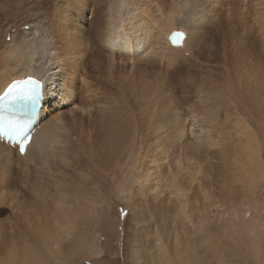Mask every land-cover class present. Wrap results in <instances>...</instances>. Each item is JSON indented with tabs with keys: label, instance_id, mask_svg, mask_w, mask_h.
I'll return each mask as SVG.
<instances>
[{
	"label": "rangeland",
	"instance_id": "rangeland-1",
	"mask_svg": "<svg viewBox=\"0 0 264 264\" xmlns=\"http://www.w3.org/2000/svg\"><path fill=\"white\" fill-rule=\"evenodd\" d=\"M83 1L85 2V5L88 6V0H83ZM93 2L96 5L94 7L95 9L91 5L89 7L91 8V14H92L90 20H94V16L96 14L95 10L101 8L102 4H104V9L107 8L106 6L107 0H93ZM168 2L169 0H158L157 4L159 5L161 4V7L167 10L169 4ZM222 3H223L222 6H220V4L218 5L220 10H222L221 13L223 14L221 19L220 32H215V34H208V36L206 35L207 36L206 45L212 47V51L215 52V54L211 58L215 56L221 57L222 51H224V49H228L229 52L230 44L226 42L228 41L227 37H229L230 34V23H231L233 27L236 26L237 28L236 31H234V34H236L238 37L243 38L242 42H243L244 50L248 51L251 54L252 58L256 57L255 59L253 58V60L257 62L259 61L258 63H261L259 64V66L264 68L263 66L264 62H261L262 60L264 61V58L262 57L264 56V43L262 42V36L264 32L263 31L264 19H263L262 6L258 5L254 9L249 11V9H247L246 6H244L243 0H222ZM240 3L242 4L241 6ZM59 5H60L59 0H55V2L54 0H10L8 3L5 4L4 7H0V58H1L0 65H3L2 67L14 64L13 61L16 59L15 57L19 56V54H21L24 58L27 57V54L31 49L29 25L32 22L33 25L34 23L35 24L37 23L39 25L43 24V31L46 34L49 35L50 33H52V28H49L48 26L49 24L52 25L54 21L55 13H57L59 10ZM158 10L161 11V9L154 10V8H152L151 13H156ZM246 10L249 13H251V15L256 20L258 19L261 20L260 23L250 26V21L252 20L249 19V15L247 14ZM230 19L234 23L230 22ZM98 24H99V17L96 18L95 24L91 25L90 27L88 25V22H86L85 25L86 28H90L91 30L89 29L87 34H85L86 35L85 37H87V39L85 38L84 40L86 48L84 47L83 51L86 52L87 57L86 60L84 61L85 64L83 66L85 70L86 69L90 70L91 69L90 64L92 63L93 56L95 57L94 59L96 60L98 59L97 63L101 60L103 62L102 61L100 62L101 64L99 66V69H97L96 71L94 68H92L91 73H88V76L80 75L77 77V82H78L77 93L80 94V95L77 94V96H80V100L75 99L74 103H76L77 108L76 110L74 109L72 113H70L69 111L70 110L69 106L68 108L67 107L62 108L61 111H59L60 113L59 116L62 118L61 123L63 122L64 125L63 124H62L63 126L61 125L63 129L58 131V134H61V132H66L67 135L77 145L78 148L84 149V152L87 150L88 145L92 146L96 155L103 152V149L101 148L100 144H101V140L106 137L107 120L105 118L103 119L101 118L98 108L94 105L92 109L89 108L90 113H88V108H86V105L84 103L88 102L90 100V97L92 96L94 89H92L91 86L95 88L96 95L98 92H102V91L109 92L111 89L108 84V80L112 79L113 82H115L119 76H124L125 81L122 83V85L125 86V90H126V104L128 102L131 103L130 107H127V105L125 107L128 116H130L131 118V129L127 137L121 140V136H120L119 138L114 139L113 142L114 143L116 142V147L118 149L123 148L127 142V145L125 146L126 150L122 156L123 159L122 164L126 168L124 172L125 178L128 179H126L124 184H116L119 173L118 172L113 173V171H108V172H104L103 176L107 178L102 184L93 185L91 184L89 177L91 171L89 169L84 170L86 169L85 166L87 165L86 161L85 162L83 160L81 161L82 163L80 166L82 168V171L76 173L74 170L75 168H72L71 165L77 163V160L75 159V156L70 155L71 162L69 163V170H70L69 180L72 181L75 177L78 176V174L81 175L83 173L84 181L82 182V187H81L82 189L79 186H77L79 188L78 189L76 187V184H57L58 186H56V184H54V179L55 178L58 180L61 179L64 175V172L66 174L67 172L58 170L57 153L52 152L51 149H50L51 156H49L47 158V161L44 162V166L47 172L45 169L39 168L36 165L33 166L31 165L28 167V168H32L30 169L32 170V172H30V170L28 169L24 170L22 166L24 162L20 160L17 161L18 159L14 160L16 161L14 162V165H12L14 167H12L11 165L9 166L8 164L7 165L0 164L1 173H2V174L0 173L1 174L0 177L2 179L5 178V181L0 178L2 180V181L0 180V188L7 187L8 189L11 190V191L10 190L7 191L8 189L5 190L6 193L9 192V195L7 194L8 196L4 194L5 192L3 188H2L3 191H1L4 192L2 193V196L4 195L2 199L4 201L0 200V222L3 220L5 223L2 221L4 224L3 226H2V222L0 223L1 224L0 260L6 257L7 254L3 256L1 252L4 249V247L8 244L12 245L16 258L15 259L16 261L14 263L8 260H4L2 263L22 264L20 263V261L22 262V260L24 259L21 257L22 253L24 252L27 257L25 258L28 261L27 264H31V263L32 264H163L161 263L162 261H160L163 258L166 259L165 264H167L168 262L167 260L169 259H170L169 261L170 264H264V183H263L264 182V164H263L264 145H262L264 144V116L259 115L257 117L256 127H255L253 123H251L242 113H240V117H239L240 119L238 118V116L236 119H238L240 122L242 120L244 121V123L242 122L243 124L241 123L242 124L241 125L238 122L240 124L239 126V124H236L238 120L234 121L235 119L232 117V114L234 113L232 109L234 107V103H232V100H230L229 98V93L226 91L225 80L222 79L218 80L215 85L209 84L206 87L200 86L202 79H204V81L209 83L207 78L209 76L205 77L206 75H209V73L212 72L211 73L212 75L210 74L211 79L216 78L215 74H217V72L219 71V62H217L216 59H214L213 62L208 65V68L205 67L207 69V70L205 69L206 71L204 70L206 73L210 71L208 74H206L205 72H203L198 68V66H200V64H202L203 62L202 61L203 55L202 57L200 56L197 63H194L192 61V63L189 64L187 63L180 65L177 64L180 66L177 69V71L174 70L175 69L174 68L175 65H174L173 67L170 68L171 70H167L166 72H163V70L165 71V69L163 68L165 67L164 66L165 61H164L162 62V68L158 73L159 70H157L156 68L151 69L154 65L146 66L147 64H154L153 61L155 60H152V58L145 57L144 59L143 56H139L138 60L134 61L133 59H131L132 61L131 62L125 56L121 57L119 54H117L118 51L116 48V52L114 53V56H110L109 58L115 60L116 62L120 61L119 60L120 58L128 61L125 64V66L123 64L116 63L114 66L109 67L107 62L108 57L104 58L103 54L105 52L97 47L98 30L97 28H94V25H98ZM55 32H56V36L52 37L53 39L62 37L60 32L57 31V29L55 30ZM227 32L228 34H226ZM38 34L35 33L36 38ZM60 42H63V40H60ZM60 42L58 43V45H60ZM13 47L16 49L15 53H13V50H11ZM56 51L58 53L62 52V47L60 48L57 47V43H56ZM92 51H94V53ZM30 52H33V49ZM228 52L223 57H227ZM101 53H103L102 54L103 56L101 55ZM257 54L258 56H256ZM98 57L101 58V60H99ZM219 59L221 58H218V60ZM28 60L32 63L31 58H28ZM6 62L8 63L6 64ZM199 62L201 63L199 64ZM156 63L158 64V62ZM204 63L207 64L206 62ZM159 67H161V65H159ZM195 67L197 69H195ZM192 69H195L196 71ZM197 70L199 73L197 72ZM92 71H94L95 73ZM161 72L165 74L163 75V73ZM201 73L202 74L204 73V75L205 74L206 75L205 76L203 75L204 76L203 77ZM142 74L145 76L143 77ZM188 74H190V76ZM15 79H20V78H15ZM81 79H83L82 83L80 82ZM85 79L90 85V87H87L85 85ZM187 80L189 81L188 83ZM213 87L222 90V98L224 100V104L226 103V105L223 104L220 107V110L223 116H227V113L229 115L227 116L229 118L227 120L226 125L228 126V128H233L234 130L238 128L236 129V132L238 131V133L234 134L235 137L229 136L231 142L229 139H224V142H226V140L229 141L226 144L224 143L225 148L226 145H228L229 153L230 155H232L233 154L232 151H234L236 148L242 149L244 143L247 146H251L255 144L254 146L257 148V155L260 156L259 164L262 165L259 169V172H252L250 169L251 166L256 165V159H254V162L252 163L248 158H245L244 165L246 170L245 173L243 174V178L245 180L240 179L239 180L240 183H239L237 180H235V178L234 179L232 178L235 176V174L233 173L235 172L233 170L234 166L231 164L228 165L229 163L227 164L224 163L226 161H224L223 159L217 158L218 156L216 157L214 149L210 148V150L209 149L205 150L204 151L206 153L205 155V153L203 152L204 148H201L199 151L200 155H198L195 160L191 158L188 150L177 149L176 154L179 156L177 157L175 166L171 169V171H179V170L187 169L189 170L190 180L192 178H195L197 181L201 182V179L202 180L204 179V182L205 181H206L205 183L208 182L207 183L208 185L200 184V182L197 184L196 181H194L193 184L190 183V181L188 184H170L168 182L169 180L167 181V179H162L160 181L155 182L156 185L155 187L153 186L154 188L151 192L152 196H145L142 199V196L144 195H142L143 192L140 191V188H143L144 184L137 183L136 180L137 176H140L144 173L143 169L147 167L148 160L150 157L158 156L160 154L170 155L172 153L166 151V145L172 140L173 131L176 132L179 129L181 130L184 129L183 131L187 134H189V132L191 133L193 132L194 135L195 133H197V128L199 126L191 125L192 123H189L190 118L186 119L184 118V115L187 114L188 116L190 113H192L193 106L189 107L188 105L190 104L192 105V103L197 101L196 98L200 97L202 92L204 93L205 91L207 92L211 91L213 93V89H212ZM163 88L164 91H167L164 94V96L171 99V103L169 106L171 112L173 110L176 111L178 110L180 112L179 113L180 118H178V122L175 127L169 126L170 122L168 123L170 114L165 112L169 108L168 109L165 108L167 110H165L163 114L158 112L157 110L159 109L158 107L155 108L153 112L149 113L146 106L149 101H152L151 97L154 96L155 93L158 92L159 90H163ZM160 97L161 98L163 97L162 93ZM60 99L61 97L58 99V101H60ZM236 101L239 104L248 102L244 91L237 92ZM227 104H229V107L232 108L231 109L228 108L227 110ZM56 109H57V105H56ZM231 111L233 112L231 113ZM145 113H147L146 116H144ZM122 117L123 116H121L120 119H122ZM181 119H183V121ZM184 120H186L188 123L187 122L184 123ZM184 126L187 128H185ZM185 129L188 130L186 131ZM241 129H246V130L243 131ZM234 132L235 131H233V133ZM168 133H170V135H168ZM140 135L142 137L141 140H140ZM238 135L239 137L240 135L242 137L239 138ZM232 137H234V139ZM237 137L239 138V140ZM253 139L255 141H253ZM186 140L194 142L193 139L190 137H188ZM183 141H185V139L181 138L179 139L178 142H183ZM249 141L250 143L252 142V144H249L248 143ZM258 148L259 150L261 149L260 150L261 154L258 151ZM144 152L145 154L143 155ZM226 152L228 153V151ZM208 154L210 155L209 157ZM199 156L200 157L202 156L205 159L202 160L200 159ZM96 157L97 156H93L89 158L92 160V162L94 161L93 163H95V165L96 163L100 164L102 161L101 159H100L101 161L100 160L97 161ZM94 158L96 159V161L94 160ZM138 158L140 161L141 160L142 161L140 162ZM187 158H190V160ZM208 160L209 162L206 164ZM125 163L127 164L125 165ZM15 164L17 166L19 164V166L22 167L18 166L19 168L18 169L16 168L17 166ZM166 164L168 163L166 162L165 164L162 165V167L165 169L166 168L170 169L169 165ZM223 164H225L227 167H225ZM95 165L91 166V169L92 167H95ZM128 165L130 167H128ZM222 166L224 167L222 168ZM162 167L161 168L159 167V170L163 171ZM134 168L137 169L138 171L137 170L135 171ZM226 169L227 170L229 169L230 171L229 170L226 171ZM24 171H26L25 172L26 174L24 175L28 176V178L30 176L31 178L28 179L26 177L25 179V177L22 176ZM27 171H29L30 174L27 173ZM4 173H6V175ZM45 173H47V175H45ZM10 174L13 175L12 179L10 177L11 176ZM15 174L18 175L14 176ZM40 175H42L41 176L42 179L45 178L46 176L44 182H42ZM19 177L21 178L23 177V178L19 179ZM149 178L154 179V177L151 175ZM159 178L160 177L156 179ZM6 179L8 182H6ZM27 179L28 181L29 180L30 181L29 182L26 181ZM231 179L232 181L230 182ZM220 180H223L221 182H224V184H222ZM23 181L24 182L26 181L28 184L22 183ZM227 181L229 184L227 183ZM250 181H255V182L253 184L246 183ZM2 183H4L3 186ZM150 183L154 184L152 180ZM88 185L89 188L87 187ZM86 187L88 188L87 192L85 191ZM201 187H202V191H201ZM41 188L44 189L42 190ZM45 190H48V192L50 193H47ZM228 190L230 191L229 194H228L229 192ZM17 193L18 195H20L18 197H20L22 200L20 198H19L20 200L17 199L18 198ZM11 194L13 195L11 196ZM206 194L209 195V200L207 202H209L208 204L210 206V208L209 206L207 208L208 209L206 213L207 221L210 227L211 225H213L212 227L213 236L209 240L211 242H209L207 245L206 243H203V240L201 239L204 235H206L209 232V226H202V227L199 226L197 215L192 212V205L196 206L198 196L199 199L201 200V197L206 196ZM231 194L233 196L229 197ZM138 195L140 196L141 199L137 198ZM14 196L16 197L19 205L18 206L19 209L17 213L19 214L21 212L19 214L20 220L18 223L17 222L14 223L13 220H8L9 213L11 211V207L9 206V203H11L12 201L14 202L13 200ZM68 196L70 197L71 200L68 198ZM166 197L178 201L180 207L188 215V220L185 221L178 220L177 215L179 212V206L178 205L174 207L173 205L170 206V211L172 213L174 211L173 216L171 217L167 213H164L165 220L171 217L168 220L169 225L171 226V228L168 229L169 231L167 230L165 221L157 222L155 224L156 218L153 217V215L155 214V209L152 208L154 207V203H156V205L158 206L159 202L165 199ZM43 198H45L46 200ZM23 200H25V202ZM5 201H8L7 204L4 203ZM72 201L75 202V206ZM223 201H226L228 205L226 202ZM20 202H23V204ZM59 202H62L60 206L58 205L61 208L57 207L56 205V203L58 204ZM213 203L215 206H218L221 203L225 208H226L225 204L227 205V209L225 213L222 216H220L222 218V222L227 223L226 229L220 228L223 225L217 228L215 227L214 223H216V221L218 220L215 217H213L214 215V209L212 208ZM26 204L30 206L25 207L24 205ZM63 205L66 207H64ZM157 206H156V210L158 212L159 206L158 207ZM24 207L25 208L29 207L31 209L30 210L28 208L30 210L29 213L30 212L34 213L32 214L33 216L30 215L31 213L28 214L30 215V217H32L31 221L32 220L33 221L32 223L28 222L29 224L27 227L23 226V225H27V222L21 220V215L22 212L24 211L20 209H24ZM51 207H54L55 209L54 208L52 209ZM71 207L73 209L75 208L76 209L73 211ZM150 208H152L154 212H152V209ZM32 209H36V210L39 209V211H34ZM44 209L46 210L44 211ZM41 210L42 212H40ZM47 210H49L50 212L49 211L47 212ZM59 210L61 213L63 212V210L66 211V213L63 212L65 213V216L63 213L62 216H60L61 213L58 214ZM235 211L237 213L236 215L237 218L236 216L234 217L232 216V213ZM47 213L49 214V216L47 215ZM55 214L56 217H54ZM67 215H69L68 218H66L68 219L67 220L68 222L65 223L66 220L64 217H67ZM72 215H75L77 219ZM162 215L163 213L160 214L159 216ZM47 216L52 218L47 219L48 218ZM57 217H60V219H62L63 217L64 219H62L61 221L62 223L63 222L64 223L62 224L59 218L58 221ZM53 219H55L56 221H54ZM23 222L26 224H24ZM69 222H71V224H68ZM147 222L150 223L148 224ZM8 223L12 224L13 226L11 227ZM48 223L50 224V226H48ZM233 223L235 225H233ZM34 224L37 226H35ZM48 228H50V230H48ZM51 229H54V231H56L57 233L56 232L53 233ZM233 229L234 231H232ZM46 232L51 236H49L48 234L46 235ZM151 232L153 233V235H151ZM179 232L180 235H183V237H180ZM156 239H161V241H159L158 244L160 245V243H162V246L165 247L163 249L164 251L161 250L159 251L161 255L159 254L158 256L157 253H155V245H153ZM213 240L214 242H212ZM174 242H179V243L182 242L181 245L178 246L176 250L178 254H182L181 255L182 261L180 263L176 262L175 258H172L173 255L172 249L175 245ZM183 244H189L191 248L194 246V251L192 253L188 252L185 254L184 246H182ZM184 256L188 259V261L187 259L185 260L187 261L186 263L183 261V259H185ZM36 258L38 259V261Z\"/></svg>",
	"mask_w": 264,
	"mask_h": 264
},
{
	"label": "bare ground",
	"instance_id": "bare-ground-1",
	"mask_svg": "<svg viewBox=\"0 0 264 264\" xmlns=\"http://www.w3.org/2000/svg\"><path fill=\"white\" fill-rule=\"evenodd\" d=\"M9 1L10 0L0 1V7H4L5 4L8 3ZM54 2H55V0H54ZM157 2H158V0H107V2H106L107 8L104 9V4H102L101 8H98L97 10H95L96 14L94 16V20H90V18L92 17V14H91V8H89V7L91 5L94 8L96 5V4H94L93 0H88V6L85 5V2L83 0H59V4H60L59 10L57 13H55L54 21H53L52 25L49 24V26H48L49 28H52V33H50L49 35L46 34L43 31V24L39 25L37 23L36 24L34 23V25H33V22H32L29 25V34H30V38H31V41H30V43H31L30 48L31 49H30V51L33 49V52L29 51L26 58H24L21 54H19V56L15 57L16 59L13 61L14 64H12V65L4 66V67H2L3 65H0V94L4 91V88L14 80L21 81V80H24V79L31 77V76L35 77L36 79H38L39 81H41L43 83V85H44L43 97L47 98L46 99L47 100V103H46L47 106L44 108V110L41 113H45L46 111L48 113L45 115V117L42 116V117H39V119L42 120V119H45L47 117L48 118L45 119L44 121H39V123L35 129L33 141L26 148V152L23 156L18 155L16 153L15 148H11L8 145L0 142V164H3V165L8 164L9 166L10 165L12 166V165H14V162H16L14 160L18 159L17 161L20 160V161L24 162L22 164L24 170L32 169V168H28L31 165L32 166L36 165L39 168H43L46 170V168L44 166V162H46L47 158L49 156H51L50 152L52 151V152L57 153L58 170H62V171L67 172V174L64 172V175L61 179H59V180L56 178L54 179V184H56V186H58L57 184H76V187L77 186H79L80 188L82 187V182L84 181V174L83 173L81 175L78 174V176L75 177L72 181L69 180V177H70V175H69V171H70L69 170V163L71 162L70 161V155L75 156V159L77 160V163H74V164L71 163L72 164L71 167L75 168L74 170L76 173H79L80 171H82V168L80 166L82 163L81 161L82 160L84 162L86 161L87 165L85 166L86 169H84V170L89 169L91 171L89 177H90L91 184H93V185L102 184L105 181V179L107 178V177L103 176L104 172H108V171H113V173H115V172L119 173V176L117 177L116 184H124L126 179H128V178H125L124 172H125L126 168L122 164V160H123L122 156L126 150L125 146L127 145V142L124 145V147L121 149H118L116 147V142L115 143L113 142L114 139H117L120 136H121V140L123 138L127 137L129 135L130 129H131V118H130V116H128L126 109H125L126 105H127V107H130L131 103L128 102L126 104V90H125V86L122 85V83L125 81L124 76H119L115 82H113L112 79L108 80V84H109L110 89H111L109 92L102 91V92H98L96 95L95 88L93 86H91L92 89H94L92 96L90 97V100L88 102L84 103L86 105V108H88V113H90V109H92V107L94 105L98 108L99 114L101 115V118L102 119L105 118L107 120L106 137L101 140V144H100L101 148L103 149V152L96 155L94 152V149L92 148L91 145H88L87 150L84 152V149L78 148L77 145L70 139V137L67 135L66 132H61V134H58V131L62 130L63 129L62 126L64 125L63 122L61 123L62 118L59 116V114H60L59 111H61V110L57 111V114H55L53 116H51V114L49 115L50 111H52V110L55 111L58 108H60L58 106V104H64V101L66 99L69 100L68 104H71V106H69L70 107V110H69L70 113H72L74 109L76 110L77 105H76V103H74V101H75V99L80 100V96H77V94H78L77 93V84H78L77 77H78V75L79 76L80 75H82V76L87 75L88 76V73H91L92 68H94L95 71L97 69H99V66L101 64L100 62L102 60H101V58L98 57L99 60H101V61H99L97 63L98 59L97 60L94 59L95 58L94 56L92 59V63L90 64L91 69L88 67L90 70H88V69L85 70V68L83 66L85 64L84 61L86 60V57H87L86 52L83 51V48L84 47L86 48L84 40H85V38L87 39V37H85L86 36L85 34H87V32L90 29V28H86L85 25H86V22H88L89 27L91 25L95 24L96 18H98V17H99V24L94 25V28H97V30H98V32H97V35H98L97 45L98 46L97 47L100 48V50L105 52L104 54L101 53V55L103 54L104 58L108 57L107 62H108L109 67L114 66L116 63L123 64L125 66V64L127 63L128 60L131 61V59H133L134 61H136V60H138L139 56H143L144 59H145V57L146 58L149 57V58H152L153 60H155L156 62H158V64H157L155 61H153L154 64H147L146 65V66H148V65L153 66L154 65L151 69L156 68L157 70H159L158 73L160 72V69L162 68V62H164V61H165V65H164L165 67H163V68L165 69V71L163 70V72H166L167 70H171L170 68L173 67L174 65H175L174 70L177 71V69L180 67L179 66L180 64H184V63L189 64V63H192V61L194 63H197L200 56L202 57V55H203V57H202L203 62H202V64H200L201 62H199L200 66H198V68L200 70H202L203 72H205L207 70L205 67L208 68V65L211 64L214 59H216V61L219 62V71L217 72V74L214 73L216 75L217 79L215 77H213L215 79H211L210 76L212 75L211 74L212 72L209 73L210 71L208 70L209 72H207V73L205 72V73L206 74L209 73V75L205 74L206 75L205 76L204 73L203 74L201 73V75L202 76L204 75L205 77L209 76V77H207L209 83H207L206 81H204V79H202L200 86L206 87L209 84L215 85L218 80H221V79L225 80L226 91L229 93L230 100H232V103H234L233 108L229 107V104H227V110H228V108L229 109L232 108L234 111V113L232 114V117L235 120L234 119L233 120L237 121L238 120V119H236L237 116L239 118L240 113H242L256 127L257 117L259 115L264 116V68L259 66V64H261V63H258L259 61L257 62L255 60H253L254 57L252 58L251 54L248 51L244 50L243 42H242L243 38L238 37L236 34H234V31H236L237 28H236V26L233 27V25L231 23H230V34H229V37H227L228 41L226 42V43L230 44L229 52H228V49H224V51H222L221 57L215 56V57L211 58L215 54V52L212 51V47H210L209 45H206V37L208 36V34H215V32H220V25H221V19H222L223 14L221 13L222 10H220L218 5L219 4H220V6L223 5L222 0H169L167 10H165L163 7H161V4L160 5L157 4ZM159 2H161V1H159ZM238 2H240V1H238ZM234 3H235V1H234ZM243 3L247 9H250L249 11L254 9L256 6L261 5L263 8V19H264V0H243ZM236 5H235V8H236ZM241 5L242 4L240 3V6ZM152 8H154V10L155 9H161V11L158 10L156 13H151ZM169 8H170V10H169ZM230 8H232V7H230ZM247 14L249 15V19L252 20V21H250V26H253L254 24L260 23L261 20H259V19L256 20L251 15V13H249L248 11H247ZM230 22L234 23L231 19H230ZM56 29H57V31L60 32L62 37H58V38L53 39L52 37L56 36V32H55ZM175 29H181L184 32H186L188 35V38H187V40H185V42H183V44L181 46H177V47L173 48L167 44L166 39H167L169 33ZM38 31H39V34H38ZM35 33L38 34L37 38L35 36ZM226 34H228V32ZM60 40H63V42H60ZM11 41H12V39H11ZM59 42H60V45H58ZM262 42L264 43V36H262ZM56 43H57V47H59V48L62 47L61 53L60 52L58 53L56 51ZM8 47H9V45H8ZM97 47H96V49H97ZM116 48L118 51L117 54H119L121 57L125 56L128 60H124V59L120 58L119 59L120 61L116 62L115 60L110 59L109 58L110 56H114V53L116 52ZM11 50H13V53L16 52V49L14 47ZM92 52L94 53V51H92ZM227 52H228L227 57H223ZM255 53H254V55H255ZM101 55H100V57H101ZM256 56H258V54ZM262 57L264 58V56H262ZM28 58L32 59V63L28 60ZM218 58H221V59L218 60ZM257 59H258V57H257ZM104 60H106V59H104ZM10 61H11V58H10ZM204 62H206L207 64H205ZM261 62H264V61L262 60ZM7 63L8 62H6V64ZM87 64H88V62H87ZM177 64H179V65H177ZM159 65H161V67H159ZM176 65H177V67H176ZM86 66H89V65H86ZM100 69H102V68H100ZM195 69H197V68L195 67ZM195 69H192V70H195ZM92 72H94V71H92ZM163 72H161V73H163ZM197 72H198V70H197ZM102 73H101V75H102ZM194 73H196V72H194ZM164 74L165 73H163V75ZM166 75H168V74H166ZM188 75L190 76V74H188ZM144 76L145 75H143V77ZM15 78H20V79H15ZM80 82L82 83L83 79H81ZM188 82L189 81L187 80V83ZM85 85L87 87H90V85L88 84L86 79H85ZM216 87L212 88L213 93L209 90H208L209 92H207V91H205L204 93L202 92L201 96L196 98L197 101L192 103V105L191 104L188 105L189 107L193 106L192 107L193 110H192V113H190L188 116H187V114H185L184 118H186V119L190 118L189 123H192L191 125H198L199 126L197 128V133H195V135L193 132H192L193 134L191 132H189V134H187L183 131L184 129L183 130L179 129L176 132L173 131L172 140L166 145V151L172 152V153L170 155L160 154L158 156L150 157L148 160L147 167H145L144 169L142 168L144 173L140 176H137V179H136L138 184H144L143 185L144 187L142 186L143 188H140V191L143 192L142 195H144V196H142V199L145 196H152L151 192L156 185L155 182L160 181L162 179H167V181L169 180L168 182L170 184H188L189 181L192 184L194 181H196L198 184L200 182V181H197L195 178H192L190 180L189 170H187V169L186 170H179V171H171V169L175 166L177 157L179 156L176 154L177 149L188 150L190 153V156L193 160H195L197 158V156L200 155L199 151L201 148H204L203 152L207 149L210 150V148L214 149L216 157L218 156L217 158L223 159L224 161H226L224 163H226V164L229 163L228 165L231 164L234 166L233 170L235 172H233V171L232 172L235 174V176L234 177L231 176V177L233 179L235 178V180H237L238 182L240 179H244L243 174L245 173V170H246L245 165H244L245 158H248L252 163L254 162V159H256V165L251 166L250 169L252 172H259V169L262 165L259 164V157L260 156L257 155V148L254 146L255 144L251 145V146H247L244 143L242 146V149L236 148L234 151L231 150L233 152V154L231 153L232 155H230V153H229L228 145H226V148H225V144L229 141L226 140V142H224V139H229V136L235 137L234 134L238 133V131L236 132V129H238V128H236L234 130L233 128H228V126L226 125L227 120L229 118L227 116H229V115L227 113V116H223L221 113L220 107L224 104V100L222 98V90H220L219 88H216ZM165 89H167V88H165ZM236 91L237 92H243L244 91L248 102L239 104L236 101V97H237ZM166 92L167 91H164V88H163V90H159L158 92L155 93L154 96L151 97L152 101H149L146 105L149 113L153 112L154 109L158 107L159 108V109H157L158 112L163 114L165 112V110H167L169 108L170 103H171V99L164 96V94ZM161 93L163 94L162 98L160 97ZM78 95H80V94H78ZM60 97H61V99H60V101H58V99ZM88 99H89V97H88ZM56 105H57V109H56ZM64 105H66V104H64ZM224 105H226V103ZM165 108H167V109H165ZM233 111H231V113ZM165 113L170 114V118L168 120V123L170 122L169 126L175 127L177 122H178V118H180V114H179L180 112L178 110L177 111L173 110L171 112V110L169 108ZM146 114L147 113H145L144 116H146ZM121 116H123L122 119H120ZM181 120L183 121V119H181ZM185 122H187V121L184 120V123ZM238 122L240 124L242 122L244 123V121L241 120V122H240L238 120L236 122V124H239ZM236 124H234V125H236ZM240 124H239V126H240ZM188 126H190V125H188ZM247 127H248V125H247ZM185 128H187V127H185ZM231 129H233V130H231ZM185 130L187 131L188 129H185ZM241 130L244 131L246 129H241ZM233 131H235V132L233 133ZM168 135H170V133H168ZM241 135H240V137L243 136V135L242 136ZM236 136H237V134H236ZM188 137L192 138L194 142L187 141L186 139ZM234 137H232V138L234 139ZM238 137H239V135H238ZM181 138L185 139V141L178 142L179 139H181ZM237 138H235V139H237ZM239 138H238V140H239ZM141 139H142V137L140 135V140ZM243 140H244V138H243ZM120 141H117V142H120ZM253 141H255V140L253 139ZM230 142H231V140H230ZM239 142H241V141H239ZM260 142H261V140H260ZM248 143L252 144V142L250 143V141ZM253 143H256V142H253ZM56 145H57V147H56ZM262 145H264V144H262ZM223 147L227 150H225ZM229 147H231V146H229ZM50 149H51V151H50ZM260 150L258 148L259 152H260ZM226 151H228L229 154ZM144 154H145V152L143 153V155ZM209 154H208V157L210 156ZM260 154H261V152H260ZM205 155H206V153H205ZM93 156H97L96 157L97 161H99L101 159L102 160V161L100 160L101 163L100 164L96 163V165H95V163H93L94 161L92 162V160L89 159ZM144 158H145V156H144ZM141 159H143V158H141ZM187 159L190 160V158H187ZM200 159L203 160L205 158L201 156ZM211 159H209V160H211ZM94 160L96 161L95 158H94ZM138 160H139V158H138ZM209 160L206 162V164L209 162ZM31 162H33V163H31ZM166 162L168 163L166 165H169L170 169L169 168L165 169L162 167V165L165 164ZM142 163H144V162H142ZM126 164L127 163H125V165ZM93 165H95V167H92V169H91V166H93ZM129 165H128V167H130ZM223 165L225 167H227L225 164H223ZM18 166H19V164H18ZM18 166L16 168H18ZM22 166H19V167H22ZM224 166H222V168ZM12 167H14V166H12ZM159 167L160 168L162 167L164 172L162 170H159ZM14 170H16V169H14ZM136 170L137 169H135V171ZM228 170L226 169V171H228ZM25 172L26 171L23 172L22 176L25 177V179H26V177L28 178V176L24 175V174H26ZM30 172H32V170H30ZM46 172H47V170H46ZM0 173H1V166H0ZM8 173H11V172H8ZM8 173H7V175H8ZM27 173H29V171H27ZM4 174L6 175V173H4ZM4 174H3V176H4ZM60 174H61V172H60ZM10 175L9 176L12 179L13 175L12 174H10ZM16 175H18V174H15L14 176H16ZM45 175H47V173H45ZM150 175L153 176L154 179L153 178L150 179L149 178ZM19 176H20V174H19ZM41 176L42 175H40V178H41ZM158 177H160V178L156 179ZM20 178L21 177H19V179ZM29 178H31V177L29 176ZM45 178H46V176H45ZM45 178H43V179L41 178L42 182H44ZM28 179L26 181H28ZM2 180L5 181V178ZM151 180H152V182H154V184L150 183ZM26 181L25 182L23 181L22 183L28 184ZM221 181H223V180H220V182ZM231 181H232V179L230 180V182ZM6 182H8L7 179H6ZM6 182H5V184H6ZM205 182H204V179L203 180L201 179L200 184H207L208 183V182L207 183H205ZM254 182L255 181H250V182H246V183L253 184ZM221 183L224 184V182H221ZM227 183H228V181H227ZM3 184L4 183H2V186H3ZM245 186H246V184H245ZM87 187L89 188V185ZM87 187L85 189L86 192L88 190ZM204 187H205V185H204ZM241 187H243V186H241ZM2 188L3 187H1L0 189H2ZM245 188H247V187H245ZM3 189H4L5 193L1 192V191H3ZM3 189L0 190V200H2V201H4L2 199V197H4V195L2 196V193L9 195V192L6 193V191H5L8 188L6 187ZM51 189H53V188H51ZM9 190L10 189H8L7 191H9ZM45 191L47 193H50V192H48V190H45ZM201 191H202V187H201ZM200 193H202V192H200ZM229 193H230V191L228 192V194ZM133 194H134V192H133ZM232 194L229 197L233 196ZM12 195L13 194H11V196ZM21 195H23V194H21ZM139 195H140V193H139ZM15 196H14V198L11 197V198H13L14 202L12 201L11 203H9V206L11 207V211L9 213L8 220H13L14 223H16V222L18 223L20 220L19 214L21 212L19 214L17 213L18 209H19L17 199L20 200L21 198L18 197V196H20V195H18V193H17V197H18L17 199ZM138 196H137V198H140V196L139 197ZM68 198L70 199L69 196H68ZM118 198H119V196H118ZM7 199H8V197H7ZM7 199H5V200H7ZM43 199H45V198H43ZM208 200H209L208 194H206V196H204V197H201V200L199 199V196H198L196 206L192 205V212L197 215V218L199 221L198 224L201 227L202 226H209L208 221H207V215H206L207 210H208L207 208L209 206V204H208L209 202H207ZM227 200H228V198H227ZM8 201H5L4 203L7 204ZM23 201L25 202V200H23ZM226 201H223V202H226ZM20 203L23 204V202H20ZM61 203L62 202H59L58 204L56 203L57 207H59ZM68 203H70V202H68ZM11 204H13V205H11ZM73 204L75 206V202H73ZM172 205H173V207L176 205L179 206V212L177 215L178 220H181V221L182 220L183 221L188 220V215L180 207L178 201H175L172 198L166 197L165 199H163L162 201L159 202V204H158L159 207L156 205V203H154V207H152L155 209V214L153 215V217L156 218L155 224L157 222L165 221V225L167 227V230L169 228H171L168 220L173 216V213H174V211H173V213L170 211V206H172ZM227 205H228V203H227ZM227 205L225 204V206H226V208H225L223 206V204H221V203L218 206H215L214 203L212 204V208L214 209L213 217H215L218 220V221H216V223H214L216 228L219 226H222V225L223 226L220 227L221 229L222 228L226 229V227H227V223L222 222V218L220 217L225 213V211L227 209ZM24 206L27 207L30 205L26 204ZM68 206H71V205H68ZM156 206L158 207V212L156 210ZM21 207H23V206H21ZM25 207H24V209H27V210H24V209H20V210L24 211V212H22L21 220L24 222H27V225H23L24 227H27L29 223H32L33 220L31 221L32 217H30V215L33 216L32 214H34V213L30 212L31 213L30 214L29 211L31 209L28 207L30 209L29 210L28 208H25ZM64 207H66V206H64ZM43 208H45V207H43ZM51 208L53 209L54 207H51ZM59 208H61V207H59ZM152 208H150V209H152ZM209 208H210V206H209ZM75 209L72 208L73 211ZM32 210L39 211V209L38 210L32 209ZM45 210L46 209H44V211ZM60 210H59L58 214L61 213ZM64 210H63V212L66 213V211H64ZM48 211L49 210H47V212ZM40 212H42V210ZM152 212H154L153 209H152ZM62 213L60 216H62ZM65 213H63L64 216H65ZM69 213H71V212H69ZM75 213H76V211H75ZM162 213H163V215L159 216ZM164 213H167L171 217L169 219L165 220ZM28 214H30V215H28ZM47 215L49 216L48 213H47ZM236 215H237L236 211L232 213L233 217ZM68 216L69 215H67V217H64L66 220V221L64 220L65 223L68 222L67 221L68 219H66V218H68ZM72 216H74L77 219V217L75 215H72ZM41 217H43V216H41ZM54 217H56V214ZM50 218H52V217H48L47 219H50ZM58 218L60 219V217H57V220H58ZM64 218L62 217V219H64ZM236 218H237V216H236ZM62 219H60V221ZM53 220L56 221L55 219H53ZM71 220H73V219H71ZM34 221H35V219H34ZM3 222H2V226L4 225ZM61 223H62V221H61ZM76 223H75V225H76ZM235 223H237V222H235ZM8 224L11 227L13 226L10 223H8ZM24 224H26V223H24ZM62 224H60V225H62ZM68 224H71V222H69ZM233 225H235V224L233 223ZM0 226H1V224H0ZM31 226H32V224H31ZM35 226H37V225H35ZM48 226H50L49 223H48ZM48 226H46V227H48ZM43 227H44V225H43ZM212 227H213V225H211V227L209 226V232L206 235H204L201 239V240H203V243H206V245L209 242H211L209 240L213 236ZM50 228H48V230H50ZM71 229H72V227H71ZM51 231H53V233L56 232V231H54V229H51ZM232 231H234V229ZM47 234L48 233L46 232V235ZM151 235H153L152 232H151ZM179 235H180V232H179ZM49 236H51V235H49ZM55 236H56V234H55ZM180 237H183V235H180ZM159 241H161V239H156V241L153 243V245H155V253H157V256L160 254L159 251L160 250L164 251L163 249L165 248L164 246H162V243H160L161 246L158 244ZM212 242H214V240ZM181 243L182 242H180V243L174 242L175 245L172 249L173 250L172 251V253H173L172 258H175L176 262H179V263L182 261V257H181L182 254H178V252L176 250H177V247L181 245ZM182 246H184V250H185L184 253L185 254L188 252L192 253L194 251V246L192 248L189 244H183ZM1 253L3 254V256H5L6 254L7 255L4 259L0 260V264H3L2 262L4 260H8V261H11L13 263L16 261L14 250H13L11 244L6 245ZM162 254H163V252H162ZM21 257L24 259L22 260V262L20 261V263L27 264L28 261L25 259L27 257H26L24 252L22 253ZM186 259H187L186 257H185V259H183V261L185 263L188 261V259H187V261H185ZM32 260H34V259H32ZM37 261H38V259H37ZM160 261H162L161 263L165 264L166 259L163 258ZM167 261H168L167 264H170L169 263L170 259ZM157 262H159V261H157Z\"/></svg>",
	"mask_w": 264,
	"mask_h": 264
},
{
	"label": "snow or ice",
	"instance_id": "snow-or-ice-1",
	"mask_svg": "<svg viewBox=\"0 0 264 264\" xmlns=\"http://www.w3.org/2000/svg\"><path fill=\"white\" fill-rule=\"evenodd\" d=\"M177 35H179V34H173L171 39H174ZM10 134L15 136V137L20 138L19 143H18V148H19L21 155L25 154L26 147H27L28 143L30 142L31 137L29 135H27L23 131L22 128H18V127H14L13 129H11Z\"/></svg>",
	"mask_w": 264,
	"mask_h": 264
}]
</instances>
